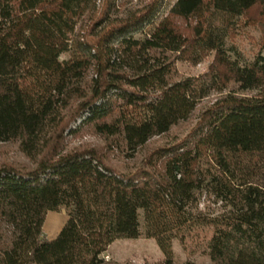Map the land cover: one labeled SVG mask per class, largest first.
Wrapping results in <instances>:
<instances>
[{
	"label": "trees",
	"instance_id": "trees-1",
	"mask_svg": "<svg viewBox=\"0 0 264 264\" xmlns=\"http://www.w3.org/2000/svg\"><path fill=\"white\" fill-rule=\"evenodd\" d=\"M166 1L0 0V144L34 163L0 167V264H119L104 254L141 237L140 211L162 264L174 239L204 229L211 264H264V56L241 64L225 49L264 0ZM211 54L202 77L173 81L175 61ZM210 93L184 139L131 171L63 145L71 125L66 136L91 129L133 161ZM201 196L218 210H199ZM61 209L60 232L43 239Z\"/></svg>",
	"mask_w": 264,
	"mask_h": 264
},
{
	"label": "rangeland",
	"instance_id": "rangeland-1",
	"mask_svg": "<svg viewBox=\"0 0 264 264\" xmlns=\"http://www.w3.org/2000/svg\"><path fill=\"white\" fill-rule=\"evenodd\" d=\"M136 0H134L135 2ZM139 1V0H138ZM144 3L146 0H140ZM174 0H167L166 6L171 5ZM264 23V12L259 9H252L244 17L240 18L232 31L225 39V49L233 59L239 60L241 64H249L253 61L258 53L264 56V50H261V45L264 43V32L262 26ZM69 54H62L60 60H67ZM213 60V54L208 55L205 59L194 66L185 61H175L173 81L182 78H197L202 77L208 69V66ZM217 95L210 93L207 98L203 99L198 105L196 111L191 118L183 123L178 124L170 129L163 136L153 138L143 149H141L135 160L127 161L122 157L119 151L109 150L108 143L102 138L96 136L91 129H84L76 136H66L69 129H73V125L64 133L63 145L66 150H83L95 149L106 154V160L110 165L115 167H123L127 165L128 171L140 165V162L149 155L152 151L167 145H173L184 139L189 131L196 125L201 112L209 107L215 100ZM0 167H13L19 170H30L34 168L33 161L28 160L19 151L18 143L11 142L0 144ZM131 169V170H130ZM199 210L203 213H212L218 210L219 205L214 204L207 197H200ZM140 229L142 235L138 239H118L115 240L104 254V259L110 262L119 264H162L164 257L157 246L154 239H149L144 236V220L143 212H139ZM66 220L64 209L58 212H50L46 215L42 229L43 239H47L53 234L63 222ZM210 237L209 231L196 230L185 238L184 244L179 240L174 239L171 243L173 252V264H184L186 261L194 262L195 264H211L206 251V241Z\"/></svg>",
	"mask_w": 264,
	"mask_h": 264
},
{
	"label": "crops",
	"instance_id": "crops-1",
	"mask_svg": "<svg viewBox=\"0 0 264 264\" xmlns=\"http://www.w3.org/2000/svg\"><path fill=\"white\" fill-rule=\"evenodd\" d=\"M65 221L63 222V224L57 230H55L53 232V234L49 235V237L47 238V240H52V239H54L57 236V234L60 232L62 226L64 225Z\"/></svg>",
	"mask_w": 264,
	"mask_h": 264
}]
</instances>
